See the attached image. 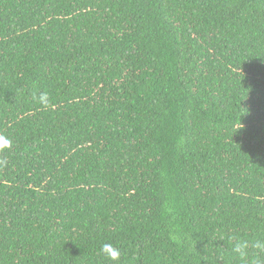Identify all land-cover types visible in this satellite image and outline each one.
I'll return each mask as SVG.
<instances>
[{
    "label": "trees",
    "instance_id": "trees-1",
    "mask_svg": "<svg viewBox=\"0 0 264 264\" xmlns=\"http://www.w3.org/2000/svg\"><path fill=\"white\" fill-rule=\"evenodd\" d=\"M0 134V264H264V0H0Z\"/></svg>",
    "mask_w": 264,
    "mask_h": 264
},
{
    "label": "clouds",
    "instance_id": "clouds-1",
    "mask_svg": "<svg viewBox=\"0 0 264 264\" xmlns=\"http://www.w3.org/2000/svg\"><path fill=\"white\" fill-rule=\"evenodd\" d=\"M39 103L44 107H47L49 104L48 93L44 92L39 95ZM13 142L12 140L4 135L0 134V152L10 150L12 148ZM5 162L0 161V165ZM252 248L259 250L260 252H264V240H257L251 245ZM249 242L244 240H238L235 242L233 247V252L241 259H244L248 256ZM102 252L108 256L109 259L113 261H119L120 259V251L116 247H114L110 243H105L102 245ZM254 264H258V261H254Z\"/></svg>",
    "mask_w": 264,
    "mask_h": 264
}]
</instances>
